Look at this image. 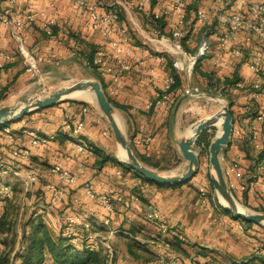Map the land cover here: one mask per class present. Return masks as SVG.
Wrapping results in <instances>:
<instances>
[{"label":"crops","instance_id":"obj_1","mask_svg":"<svg viewBox=\"0 0 264 264\" xmlns=\"http://www.w3.org/2000/svg\"><path fill=\"white\" fill-rule=\"evenodd\" d=\"M86 1L95 5L98 13H119V30L108 36L94 30L87 14L75 7V0H0L1 11L31 7L35 21L23 27L20 40L36 60L37 68L34 73L27 70L13 30L9 25L0 24V53L7 55L5 60L0 57V108L21 105L23 99L32 97L31 92L40 82L51 81L66 67L73 69V65H79L90 72L86 79L95 78L93 68L80 53L75 54L79 43L90 45L95 52L103 53L105 63L117 75L112 81L108 75L101 74L104 92L121 107L112 106L114 112L123 114L125 127L132 137L129 143L133 153L149 169L162 175H177L187 168V161L178 148L180 140L186 137L180 134L178 110L184 101L194 97L185 95L184 90L197 86L209 92L219 90L223 79L235 73L243 87L232 85L225 90L233 112L234 133L230 145L221 154L224 156L221 167L225 170L231 162H236L238 169L225 178L227 187L239 194L248 206L262 203L264 162L254 161L259 151L253 150L248 139L252 116L264 106V80L249 68L258 54V42L245 30L225 45L218 37L226 29V15L240 12L250 18L241 1L234 0L225 7L218 0H183L181 9L175 8L173 0H149L142 6L138 5L141 0ZM197 11L205 12V22L197 21ZM181 15L184 16L182 38L187 36L185 45L194 51L191 54L181 46L187 55L183 60L185 65L203 41L209 44V51L196 70L194 65L189 71L173 67L170 36ZM152 17L162 18L165 25L159 29ZM113 43H118L120 54L115 53ZM236 48L240 50L239 55L233 54ZM121 65L127 68L122 69ZM170 66L179 77L180 85L166 101L156 102V94L170 76ZM205 74L216 83L214 87H208ZM254 83L260 85L257 98L251 96ZM102 118L93 103L72 101L30 111L16 122L0 125V179L8 176L18 182L20 195L27 197V203L37 202L38 208L32 207V213L40 215L50 231L57 233L67 226L64 231L68 229L74 235V242L81 244L79 236L84 233L95 249H98L97 237L106 240L112 248V264H159L160 258L172 255L180 264H262L259 258L264 256V225H244L215 208L211 197L197 195L203 185L199 174L198 181L196 176L187 183L161 187L125 170L115 155L118 145ZM78 122L83 125L79 140L72 139L65 127L66 124L73 127ZM6 129L10 130L8 134ZM257 132L262 148L264 122L257 124ZM30 133L46 137L47 142L32 145ZM80 142L87 147L79 150ZM243 147H250L252 159L246 157ZM13 150L28 151V159L14 155ZM56 167L67 171L73 178L72 183H65ZM27 173H34L37 181L26 184ZM86 183L95 194L121 196L122 201L115 203L109 212L103 204L88 198L83 190ZM49 185L60 191L58 200L52 198ZM3 189L0 202L4 203L1 199H11L8 191L11 186L5 185ZM150 207L157 211L160 221L176 231V236L160 238L155 223L145 218ZM79 213L88 216L89 231H84L79 223L67 225V218ZM105 220L107 225H103ZM95 227L103 228L105 236ZM175 238L180 241V249L171 245ZM163 240L169 244L168 248L164 247ZM200 249L203 254H199Z\"/></svg>","mask_w":264,"mask_h":264},{"label":"built area","instance_id":"obj_2","mask_svg":"<svg viewBox=\"0 0 264 264\" xmlns=\"http://www.w3.org/2000/svg\"><path fill=\"white\" fill-rule=\"evenodd\" d=\"M218 1L225 7L230 6L231 3L234 2V0H218ZM240 1L242 5H244L247 8V13H248L247 15L250 16V18H247L243 13L240 12H234L226 15L224 18L226 29L222 34L218 35L219 41L221 42L222 45H225L229 41L233 40L234 37L240 31L243 30L247 31L251 36L256 37V40L258 42V54L250 63L249 68L256 76L264 80V0H240ZM147 2H149V0H141L139 1L138 5L142 6ZM173 2L175 8L181 9L183 0H173ZM75 7L77 9L84 11L87 14L88 18L91 20V27L94 30L99 31L103 36H108L111 33H115L119 30V14L117 12L111 11L102 14L98 13L96 10V6L87 2L86 0H75ZM196 19L199 22H205L206 21L205 12L197 11ZM34 21H35V15L32 12L31 7L29 6L13 11H11L10 9L5 11L0 10V24L9 25L11 27L14 36L19 41L18 44L19 53L27 67V70L33 73L37 69L36 60L25 49L22 40H20V33L26 24L28 25L33 24ZM183 23H184V16L181 15L178 19L177 25L172 30L170 36V47L174 54L173 67L179 71H187V70L189 71L192 68V66L195 64L197 58H202L207 55L209 51V44L207 41H203L198 47L196 55L191 59L188 58V64L185 65L183 60L184 58H187V55L186 52L182 50L180 44L182 38ZM112 46L117 55L121 53V48L119 47L118 43H113ZM75 54L79 55L78 50H75ZM233 54L239 55L240 50L237 48L233 49ZM0 57L5 60L7 58V55L0 53ZM215 63H217V61H215ZM86 64L89 66L92 65L94 67H98L100 69V73L102 75H108L112 81L116 80L117 78V75L113 71V69L105 63V58L101 51H96L92 57L91 62L86 60ZM0 68H2L1 64H0ZM121 68L126 69L127 66L121 65ZM173 84H174V79L170 75L165 80L163 89L156 94V102H160V101L164 102L167 100L168 96L172 93L169 92V90ZM233 86L235 88H242L243 84L241 83V81H237L235 84H233ZM251 88H252L251 96L257 98L260 91L259 83H254ZM226 89L227 86H225L224 84H221L219 87V91H225ZM193 92H197V89L196 88L193 89L192 92L189 89L184 90L185 95H193ZM242 110L244 111V108ZM252 118L253 119L251 120L249 126L250 133L248 139L251 143L253 150L259 151L261 149V143L257 132V124L264 122V106H262L260 112H257L254 116H252ZM82 126H83L82 122H78L73 127H71L68 124L65 125V127L69 132V136L72 139H77V140H79L78 136L82 129ZM5 132L8 134L10 130L6 129ZM30 136H31L32 145H41L47 142L46 137H38L33 133H30ZM85 146L86 145H84L83 142H80L77 148L79 150H82L84 149ZM13 154L17 156L21 155L22 157L27 159L29 157L28 151L26 150H24L22 153L18 152L17 150H13ZM219 160L220 163L224 161V156L220 154ZM237 169H238L237 163L231 162L228 168L223 170L224 177L226 178L231 174V172H234ZM55 170L58 172L60 178L65 183H72L73 178L69 175L67 171L60 170L58 167H56ZM237 176H240V174H237ZM24 178L26 184L33 183L37 180V176L34 173H27ZM49 190L51 191L52 198L54 200H58L60 198V191L55 186L49 185ZM83 190L89 199L96 200L99 203L103 204L109 212L113 210L115 203H120L122 201L121 196H116L115 198H111L107 194H95L88 183L83 185ZM145 218L155 223L160 238L164 239L165 236H169V237L176 236V231L169 228L167 224L159 220L158 213L154 208L150 207L149 211L145 215ZM66 223L68 226H72L74 224L79 223L82 229H84V231H89L91 227V223L88 220V216L82 213L68 217ZM107 224H108V220H105L103 222V225H107ZM69 236H72L73 240H75L73 234L70 233ZM87 238L89 239L91 238V236L88 234ZM163 245L165 248L169 247V244L164 240H163ZM89 246L95 249V246L93 244L89 243ZM108 255L110 256V258L112 257V251L110 248H108ZM108 264H112V263H108ZM159 264H180V262L176 256L172 255L168 258H160Z\"/></svg>","mask_w":264,"mask_h":264},{"label":"rangeland","instance_id":"obj_3","mask_svg":"<svg viewBox=\"0 0 264 264\" xmlns=\"http://www.w3.org/2000/svg\"><path fill=\"white\" fill-rule=\"evenodd\" d=\"M127 22L131 25L130 27L133 26L128 18H127ZM135 33L137 34L136 31ZM137 37H138V34H137ZM72 67L73 69H71L70 67H66L65 70L61 71L58 74V76L54 77L51 81L44 80V82H40L39 85L35 88V90L31 92V94H33L31 96L43 98L49 95L50 93H52L53 91H55L56 89L70 86L71 84L77 81H81V80L98 81L96 79V76L95 78L91 77V79H86L87 76L90 77V72L87 71L86 69H83L79 65H73ZM196 89H197V92H193V96H194L193 99L190 100L189 102L184 101L178 110V113L181 117L180 134L182 136H187L188 129L195 126L199 120L212 116L217 111H219L222 107L224 106L228 107L230 104L229 97L227 96L226 91H219L217 89L215 90L212 89L209 92V91H206L204 87L202 86H197ZM192 91L193 89H191V92ZM72 101L73 102L86 101V102L93 103L94 105L97 106V104L94 101L93 96H89L85 99H81L78 97H70L63 102H72ZM115 114L118 117L121 130L126 136H128L129 134L125 127L123 114L117 110L115 111ZM102 119H103L104 126L106 127V129L108 130L110 134V137L114 139L112 136L111 130L108 126V122L106 118L103 116ZM208 129H209L208 130L209 132L213 133V137L211 139L212 141L218 134L219 128L217 126V127H211ZM193 149L197 152L199 163H200L199 169L193 177L195 179L197 174H199L201 177L200 179L203 183V185L201 186V189H202L201 192L197 191L196 194L197 195L199 194L200 196H202L201 194H203L205 196L211 197L212 198L211 201L214 207L219 209L220 211H224V208L220 205L216 192L210 185V182H211L210 176H211V173L213 172L209 168L208 147L204 153H200L199 149L196 148L195 145ZM243 149L245 150L247 154L246 157L248 159H252L251 158L252 153H251L250 147H247V149L243 147ZM115 155L121 163L125 164L124 162L125 160L120 159L117 149L115 150ZM196 179L198 181L199 177L197 176ZM5 185L11 186V189L8 190L9 192H11V203L9 204L10 208L8 209L10 215L8 217V224L6 225V228H5L6 232L0 235V255L6 256L9 259V261H11L14 255L16 256L18 252L22 250L23 246L26 245V241L22 243V240H23L22 235L23 233L24 235L28 233L29 227L26 226V223L28 222L29 218L32 216V212L34 211L33 208L37 209L38 205H37V202L35 201H32L31 203H27L28 202L27 197L23 198L24 196L20 195L21 188L18 185V182L14 181L11 177H8V176H6V178L0 179V197L4 195L3 187ZM230 192L233 198L239 204L240 208L245 210L247 213H264V211H262V209H264V200H261L262 202L261 204L258 202H255L251 206H248L242 201V199H240L239 194L235 193L232 190H230ZM7 205H8V202H4V203L2 201L0 202V214L3 211V208L5 209ZM21 207H23V210H21ZM262 225H264V223H262ZM95 229H97L98 232H101V233L105 231L103 228H99V227H95ZM102 234H103L102 236H105L104 233ZM122 236L126 237V235H122ZM96 239H98L97 240L98 249H95V250L99 251L100 255L102 256L103 264L111 263L110 256L108 255L109 247H108L107 241L100 239V237L99 238L97 237ZM73 243L78 246L80 244L79 242H74V241ZM110 249L112 248L110 247ZM16 252L17 254H15ZM49 263H50V259L47 256L43 264H49Z\"/></svg>","mask_w":264,"mask_h":264},{"label":"water","instance_id":"obj_4","mask_svg":"<svg viewBox=\"0 0 264 264\" xmlns=\"http://www.w3.org/2000/svg\"><path fill=\"white\" fill-rule=\"evenodd\" d=\"M83 91H89L92 93L95 103L108 122V126L115 142L125 150V166L140 176L162 185L175 186L182 184L190 180L197 173L200 163L198 154L193 149L195 141L203 130L216 127V120L221 119L220 133L216 135L208 146V163L210 170L213 172L210 176L212 188L216 192L218 200L220 197L227 204V206L220 205L224 210L230 212L235 219L254 224L264 223V213H247L245 210H241L237 207V202L227 187L223 175L219 156L230 145L233 136V117L229 106H224L212 116L199 120L196 125L193 126L194 134L191 137H184L180 140L178 148L182 157L187 161V168L185 172L177 175H162L157 171L149 169L137 159L129 143L132 137L130 135L126 136L121 130V127L115 118L114 109L108 102L98 81H77L70 86L56 89L43 98H25L21 101L20 106L2 107L0 108V125H7L16 122L30 111L51 107L67 100L73 93Z\"/></svg>","mask_w":264,"mask_h":264},{"label":"trees","instance_id":"obj_5","mask_svg":"<svg viewBox=\"0 0 264 264\" xmlns=\"http://www.w3.org/2000/svg\"><path fill=\"white\" fill-rule=\"evenodd\" d=\"M152 20L156 23L157 26H159V29H161L165 25V21L162 18L152 17ZM186 40H187V36L181 39L180 41L181 46L185 49V51L191 54L194 53L193 50L190 51L186 47L185 45ZM78 52L80 53L82 58L91 62L95 51L90 45H82L79 43ZM201 59L202 58H197L193 66L194 70L198 68V63L200 62ZM90 66L96 72L97 74L96 78L99 81L101 88L104 92V83L102 81V77H101L102 75L100 73V69L92 65ZM170 75L174 79V84L171 86L169 92H174L176 88L180 85V79L177 76L172 66H170ZM205 77L207 78L208 87L209 88L214 87V84L216 83L212 81V78L207 74H205ZM237 81H239V78L235 73H233L231 77L224 78L222 84L229 87L235 84ZM106 98L113 107L121 108L117 106L109 97L106 96ZM81 104L85 105V103H81ZM229 107H231V104H229ZM231 114H233L232 111ZM208 130L209 129L203 130L195 141V147L199 149L200 153L205 152L213 137V133L209 132ZM254 161L264 162V146H262V148L259 150ZM123 167L125 170L131 171L129 168L125 166V164L123 165ZM132 172L134 173L135 176H137L144 182L155 184L161 187L162 186L168 187L167 185H162L150 181L140 176L134 171ZM210 185L212 187L211 182ZM260 198L261 200H264V196H260ZM1 200L8 202V205L5 207V209L3 208V211L0 214V235L6 232L5 228L6 225L8 224V217L10 215L8 209L10 208L9 204L11 203V199H1ZM262 211H264V209H262ZM224 212L227 215H229L231 218L235 219L230 212L226 210H224ZM241 222L247 226L254 224L247 221H241ZM26 226L29 227V231L27 234L24 235L23 233L22 235V239H23L22 243L26 241V245L23 246L22 250L19 251L18 254L17 252L15 253L17 255L16 256L14 255L11 261H9V259L6 256L0 255V264H43L47 256L50 259L49 264H103V258L100 255L99 251L89 246V243L84 233L79 236L81 244L78 246L73 243L72 241L73 237L69 236V230L67 229L66 231H64V228L66 229L67 226H63V228H61L59 232L54 233L46 227L40 215H34L33 213L32 216L29 218L28 222L26 223ZM171 245L176 249H180V241L176 238L173 241H171ZM129 246H131L130 243ZM199 254H203L202 249H200ZM259 260L262 264H264V256H261Z\"/></svg>","mask_w":264,"mask_h":264},{"label":"bare ground","instance_id":"obj_6","mask_svg":"<svg viewBox=\"0 0 264 264\" xmlns=\"http://www.w3.org/2000/svg\"><path fill=\"white\" fill-rule=\"evenodd\" d=\"M89 96H93L91 92H89V91H83V92L73 93L69 97H78V98H81V99H85V98H87ZM115 118H116V120H118V117L117 116H115ZM220 125H221V119H217L216 120V127L218 126V128H219L218 134L220 133ZM193 134H194V129H193V127H191V128L188 129V132H187V136L186 137H191ZM117 148H118V154H119L120 159L121 160H126V152H125V150L123 148H121L120 145H118ZM219 202H220L221 205L227 206L226 202L222 198H220V197H219ZM237 207L239 209H241L238 203H237Z\"/></svg>","mask_w":264,"mask_h":264}]
</instances>
